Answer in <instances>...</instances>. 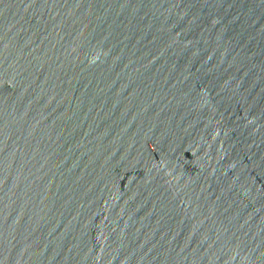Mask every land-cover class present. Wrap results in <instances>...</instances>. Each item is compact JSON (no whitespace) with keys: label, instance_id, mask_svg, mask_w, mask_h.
Segmentation results:
<instances>
[{"label":"water","instance_id":"obj_1","mask_svg":"<svg viewBox=\"0 0 264 264\" xmlns=\"http://www.w3.org/2000/svg\"><path fill=\"white\" fill-rule=\"evenodd\" d=\"M0 264H264V0H0Z\"/></svg>","mask_w":264,"mask_h":264}]
</instances>
